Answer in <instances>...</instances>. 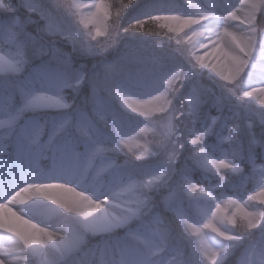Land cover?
Here are the masks:
<instances>
[{
    "label": "clouds",
    "instance_id": "9594fccd",
    "mask_svg": "<svg viewBox=\"0 0 264 264\" xmlns=\"http://www.w3.org/2000/svg\"><path fill=\"white\" fill-rule=\"evenodd\" d=\"M17 2L24 29L20 56L13 58L22 63L18 72L0 73V264H208L166 197L173 189L184 196L181 178L187 174L214 195L198 192L193 198L208 207L210 217L224 199L248 203L247 186L260 183L254 165L264 166V106L240 97L264 89V31L255 33L251 52L232 49L239 76L228 84L192 63L162 29L134 27L149 15L179 10L149 5L148 14L135 15L130 13L141 0H109L113 15L101 35L82 23L99 0ZM124 5L123 14H116ZM149 29L161 35H149ZM237 31L252 35L243 27ZM15 51L0 40V53ZM177 69L189 75L170 89L167 81ZM35 96L54 99L37 105L31 102ZM161 96L167 107L156 111ZM123 97L139 102L141 110ZM192 97H198L194 113ZM209 127L198 147L214 158L227 157L238 173L195 164L192 130ZM130 137L149 146L136 150L143 158L123 146ZM165 169L158 183L145 187ZM132 181L146 206H138L132 193L121 194ZM37 188L44 195L33 198ZM85 200L101 206L88 218L76 211ZM184 203L190 212L192 200L184 197ZM252 210L261 215L251 229L239 221L218 222L235 239L205 232L220 253L216 264H264V205ZM49 232L55 239L41 244ZM40 246L48 250L44 260L34 252Z\"/></svg>",
    "mask_w": 264,
    "mask_h": 264
},
{
    "label": "snow or ice",
    "instance_id": "6c2138e0",
    "mask_svg": "<svg viewBox=\"0 0 264 264\" xmlns=\"http://www.w3.org/2000/svg\"><path fill=\"white\" fill-rule=\"evenodd\" d=\"M185 4L191 11L175 12L171 11L168 15H149L146 20L139 21L134 27H139L144 31L145 24H153L163 30V35L170 41H174L178 47H182L186 57L202 70H206L210 74L220 78L225 83H234L239 72L236 65L240 62L232 51L233 48L245 47L251 52L255 46V33L260 24H264V0H236L235 4L227 8V11L210 10L197 3L196 0H184ZM0 8L6 10L0 12V40L6 41L11 47L17 49L12 55H4L0 53V73L3 72H18L22 61L19 58V36L23 32L24 26L21 23L18 15H13L16 9L0 5ZM127 5L118 10L116 14L122 15L126 10ZM113 15V9L109 0H99L96 5V11L91 14L82 16V23L85 26L91 24L95 28L97 34H105L107 31V20ZM197 26H201L197 28ZM238 27H243L247 31H251V36H246L244 33L237 31ZM149 35H161L160 32L148 30ZM197 42H199L197 44ZM162 45L163 41H157ZM231 60V63H229ZM189 74L183 69H177L176 72L169 77L167 81L168 87L171 89L173 85L187 78ZM255 97L259 105L264 106V89L245 90L241 95V100L252 99ZM54 98L46 96H35L31 101L33 104H43L52 101ZM124 102L135 110H141L139 102L128 97H123ZM159 103L156 105V111H161L160 105L167 107V100L164 96L158 98ZM192 105L191 111L194 113L198 104V97H192L190 100ZM13 120L15 117L12 118ZM208 129L192 130L189 142L193 146L195 164L207 171L215 170L218 174L230 170L233 173H238L240 168L232 164L227 157L214 158L210 156L207 150L202 146L205 136L210 131ZM145 134L148 130H142ZM171 131V125H169ZM225 139H230L225 137ZM123 146L133 155L138 158H143L145 153L137 152V149H148V145L139 141L136 137H130L122 142ZM157 148L161 145H157ZM175 153H169V162L175 159ZM254 169L258 174L260 183L248 192L247 202L240 203L235 199L227 198L215 206V211L208 215V207L198 202L196 194L199 192L204 197L215 199L214 195L205 192L202 187L194 184L191 177L187 174L182 176V192L184 196L176 190L170 191L166 197V205L179 219L188 235L192 237L194 242L199 246L200 252L207 259L208 264H216L219 257V252L211 247L205 232L210 230L222 239H235L230 233L223 232L218 227V222L227 220L231 224H236L238 221L247 230L260 222V213L253 211V206L264 205V166H255ZM166 169L162 170L158 175H154L148 181L145 187L151 184L158 183L161 177L165 175ZM221 175V179L223 180ZM132 193L136 196L138 206H146V201L140 199L138 186L135 181L125 185L121 189V194ZM44 195L43 190L37 188L33 193V198ZM184 197L192 200L191 211H186ZM256 202V203H253ZM100 205L92 203L91 200H85L76 211L85 218L94 215ZM251 209V210H250ZM204 223H200L201 219ZM55 239L54 233H47V240L40 241L41 244L51 242ZM31 243V242H29ZM223 251V250H221ZM5 253L0 252V258Z\"/></svg>",
    "mask_w": 264,
    "mask_h": 264
},
{
    "label": "rangeland",
    "instance_id": "374dc122",
    "mask_svg": "<svg viewBox=\"0 0 264 264\" xmlns=\"http://www.w3.org/2000/svg\"><path fill=\"white\" fill-rule=\"evenodd\" d=\"M159 1H162L161 5H165L166 8L164 10H167V6L168 4H170V2H172L173 8H175V10H179L181 12H188L191 11V9H189L187 7V5L185 4L184 0H141L140 5L134 9L137 11H141L143 9H147L149 8V5H160V4H152V3H157ZM198 3H201L200 0H196ZM0 5H4L7 7H11V8H18L19 4L17 2V0H0ZM5 8H0V12L5 11ZM217 11H220V8L217 9ZM13 15H17L16 12L13 13ZM154 27H157L156 25H154ZM257 106H259V104H257ZM34 252L36 253L37 256H39L42 260L46 259L47 255H48V250L45 246H40L36 249H34Z\"/></svg>",
    "mask_w": 264,
    "mask_h": 264
},
{
    "label": "trees",
    "instance_id": "16d2710c",
    "mask_svg": "<svg viewBox=\"0 0 264 264\" xmlns=\"http://www.w3.org/2000/svg\"><path fill=\"white\" fill-rule=\"evenodd\" d=\"M201 1V3H199V4H201L202 6L204 5V4H207V5H210V6H212V7H216L217 9L218 8H223V9H227L228 7H230L231 5H233V4H235V2H236V0H200ZM197 2V1H196ZM198 3V2H197ZM152 4H162V1H159V2H157V3H152ZM160 5H156V6H160ZM217 6H219V7H217ZM167 10H175V8H173V5H172V2H170V4H168V6H167ZM150 11V9L149 8H147V9H143V10H141V11H137V10H133L132 11V13H130V14H135V15H146V14H148V12ZM16 14L20 17V18H22L23 17V15H24V11H23V8L22 7H20V5L18 6V8H16ZM157 14H159V15H168V14H170V13H157ZM145 19H147V18H145ZM257 87H259V85H257ZM253 100V101H252ZM252 100L251 99H248V102L251 104V103H254V101L256 102V104H258V102L256 101V99H255V97H253L252 98ZM256 132H257V135H259V130L258 129H256ZM253 185H248L247 186V189H248V191H251L252 189H253ZM253 203H256V202H253ZM251 210V209H250ZM208 231H210V230H208Z\"/></svg>",
    "mask_w": 264,
    "mask_h": 264
}]
</instances>
